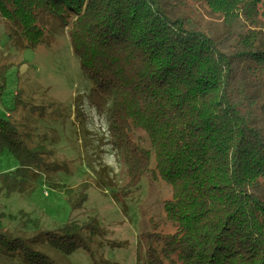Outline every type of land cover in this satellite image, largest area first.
<instances>
[{
	"label": "trees",
	"instance_id": "1",
	"mask_svg": "<svg viewBox=\"0 0 264 264\" xmlns=\"http://www.w3.org/2000/svg\"><path fill=\"white\" fill-rule=\"evenodd\" d=\"M261 2L0 0L1 19L27 49L51 39L43 15L67 27L81 71L95 84L89 104L105 117L127 167L129 181L117 192L129 193L144 175L171 188L163 209L175 232L154 225L143 233L137 264H264V197L257 192L264 178ZM201 4L222 17V36L202 26ZM242 21L248 27L237 34ZM9 67L0 65V98ZM136 130L145 133L148 148L133 138ZM30 132L0 116V155L7 150L19 162L0 176L9 195L24 192L38 172L62 167L45 161L53 152L29 143ZM87 187L64 188L73 208L87 201ZM19 216L37 233L9 231L2 218L17 217L1 213L0 254L26 264H56L40 238L64 255L85 250L93 257L89 242L106 233L93 217L46 232L40 220Z\"/></svg>",
	"mask_w": 264,
	"mask_h": 264
},
{
	"label": "rangeland",
	"instance_id": "2",
	"mask_svg": "<svg viewBox=\"0 0 264 264\" xmlns=\"http://www.w3.org/2000/svg\"><path fill=\"white\" fill-rule=\"evenodd\" d=\"M198 9L202 26L222 36L225 31L222 17L212 14L204 4L198 5ZM261 11L264 13V0ZM40 23L48 28L51 39L32 50L25 48L17 33L15 36L11 32V23L0 17V65H11L0 98V116L30 130L28 142L41 143L52 151L53 155H46L45 161H54L62 167L38 172L22 193L9 195L2 189L0 179V215L17 217L11 221L2 218L4 226L13 232L23 229L22 236L33 237L37 230L31 224L25 227L20 212L30 215L26 222L40 220L46 232L57 231L71 221L84 223L91 217L97 218L106 233L89 242L93 257L85 250L64 255L48 247L42 238L39 247L56 264H137L138 251L144 246L143 233L152 231L154 225L158 226L157 232H175L163 209L172 190L165 182L144 175L138 187L124 195L118 193L129 181L127 167L122 153L110 142L105 117L89 104L95 84L81 71L67 27L52 15H43ZM261 24L264 29V17ZM247 27L242 21L236 33ZM18 91L21 94L16 103ZM133 138L139 139L144 148L149 147L144 132L134 131ZM18 167V160L9 151L0 155V176ZM83 182L89 184L87 201L73 208L64 188H76ZM257 192L264 197V178ZM114 193L120 195L119 202ZM0 264L26 263L18 256L0 254Z\"/></svg>",
	"mask_w": 264,
	"mask_h": 264
}]
</instances>
